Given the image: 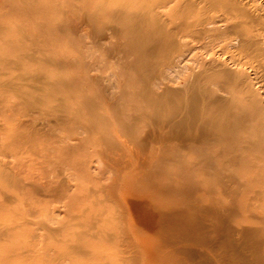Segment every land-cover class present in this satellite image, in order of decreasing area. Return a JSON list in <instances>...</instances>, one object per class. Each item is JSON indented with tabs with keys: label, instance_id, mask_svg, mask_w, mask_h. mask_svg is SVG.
<instances>
[{
	"label": "rangeland",
	"instance_id": "1",
	"mask_svg": "<svg viewBox=\"0 0 264 264\" xmlns=\"http://www.w3.org/2000/svg\"><path fill=\"white\" fill-rule=\"evenodd\" d=\"M138 2L107 0L98 13L99 0H0V264L264 258V195L240 204L222 185L224 137L194 143L199 125L181 122L185 62H160L134 30L110 26ZM204 51L185 61L217 57ZM157 63L171 71L154 77Z\"/></svg>",
	"mask_w": 264,
	"mask_h": 264
},
{
	"label": "bare ground",
	"instance_id": "2",
	"mask_svg": "<svg viewBox=\"0 0 264 264\" xmlns=\"http://www.w3.org/2000/svg\"><path fill=\"white\" fill-rule=\"evenodd\" d=\"M106 1L99 0L95 11L106 12L105 9L108 6L105 4ZM263 2L264 0H146V2H138L137 5L131 6L132 9L130 7L129 11H125L124 7L108 18L109 23H113L110 26H113L115 30H120L119 27L134 30V41L150 42L148 49L145 48L147 55L154 56L162 52L164 58L160 62L166 63L171 58L185 62L183 67L189 69L187 77H193V81L191 80L189 87L186 86L188 89H184L185 92H181L182 95L184 93V98L179 105L187 112L181 122L184 125L190 124L191 119V124L199 125L194 137H190L194 143L203 144L205 142L213 144L209 146L213 147L215 141L219 140L218 137H213V134L224 137L227 160L226 162L224 160L222 165L223 169L224 167L228 169L227 173L224 169L223 177L227 179L222 185L234 197L238 194L242 195L239 199L240 204L248 203V199L243 196L247 192L253 191L256 199L257 196L262 198L264 195ZM160 15L164 16L163 20L159 18ZM115 22L120 23L121 26L117 27ZM137 32L142 35L140 33L137 35ZM116 34L118 35V32ZM202 50L211 51L217 57L210 56L208 63L203 62L198 68L197 65H190L191 62H197L198 58L200 59L199 55ZM221 55L224 57L221 58ZM187 58L190 63L185 61ZM171 63L170 66L174 65L173 62ZM168 65L161 69L158 63L154 64L151 74L157 78L162 74L167 75L169 72L166 73L165 70L169 68L171 71ZM179 65L182 66V64ZM145 96L144 98L148 101V94ZM110 112L100 114L106 123L107 120L104 118L113 114L112 111ZM136 116H133L131 122L135 123L138 119ZM122 121L125 120L122 119ZM127 124L123 125L126 129ZM130 126L132 128V125ZM206 132L212 135L207 138V141L204 138ZM107 135H109L108 132ZM149 135L145 134L144 139L138 136L142 141H146ZM133 139L135 138L132 136ZM213 140L214 143H212ZM182 141L184 142V138ZM189 144L191 143L185 141L182 145L189 146ZM109 145L108 148H110ZM204 147L202 145V148ZM109 150L106 151L107 154ZM220 151L222 152L221 148ZM206 153H203L205 154L203 158L206 157ZM211 155L207 159L212 163L217 162L218 158ZM201 156L200 160H206ZM215 167L214 169L218 172ZM217 174H220L217 176L221 179L223 178L221 173ZM249 200V204L254 203L253 198ZM258 262L256 261L258 264H264V258L261 255Z\"/></svg>",
	"mask_w": 264,
	"mask_h": 264
}]
</instances>
